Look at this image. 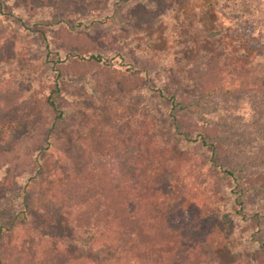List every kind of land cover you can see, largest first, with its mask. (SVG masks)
I'll return each instance as SVG.
<instances>
[{
    "label": "rangeland",
    "instance_id": "1",
    "mask_svg": "<svg viewBox=\"0 0 264 264\" xmlns=\"http://www.w3.org/2000/svg\"><path fill=\"white\" fill-rule=\"evenodd\" d=\"M242 2L240 8L237 0L230 7L220 0H0V122L34 108L31 119L0 138V228L10 243L3 257L21 245L30 264L31 244L37 243L54 252L55 264L67 258L69 264H123L112 245L94 248L90 236L73 229L46 193L70 167L80 169L83 139L93 140L125 112L134 125L152 123V135L175 145L184 163L158 212H173L170 223L189 213L201 219L215 216L217 237L205 258L211 264H260L264 59L261 75L252 79L247 70L239 76L222 39L233 38L238 29L264 58V0ZM40 30L46 31V40ZM85 50L102 56L113 75L131 69L137 82L131 87L123 77H111L102 83V68L83 63L82 75L58 103L63 116L54 122L41 108L50 86V62L54 55ZM249 82L260 91L246 87ZM217 83L224 87L209 97ZM159 90L184 100L185 113L172 109ZM198 130L216 138L202 143ZM211 143L219 145L217 154ZM119 159L127 168L129 159ZM223 170L234 171L249 191L240 195Z\"/></svg>",
    "mask_w": 264,
    "mask_h": 264
},
{
    "label": "trees",
    "instance_id": "2",
    "mask_svg": "<svg viewBox=\"0 0 264 264\" xmlns=\"http://www.w3.org/2000/svg\"><path fill=\"white\" fill-rule=\"evenodd\" d=\"M220 1L230 7L236 0ZM237 1L241 8L244 2ZM229 23L236 26L230 21ZM63 25L59 26L61 33L70 39L71 32L66 31V28L62 30ZM39 33L46 40V31L40 30ZM222 39L227 41L224 46L227 60H230L231 68L239 76L247 70L250 71L247 73L252 74V79L261 75L259 65L264 58L259 54V49L251 47L247 36L237 29L233 38L223 36ZM50 54L51 52L48 53ZM50 63V86L48 94L41 101V108L54 122L63 116L58 103L82 75L83 63L94 67V70L102 68V83L112 80L111 77H123L125 82H130L131 87L137 82L131 69L124 71L125 74L120 72L113 75L108 69L107 61L100 55L90 54L88 50L77 55L66 53L64 57L54 55ZM250 83L246 87L252 85L260 91L259 85ZM213 85L208 92L209 97L224 87L223 83ZM234 85L231 82L230 86ZM237 88L236 86L235 89ZM158 93L162 100L171 104L172 109L177 108L185 113L184 100L171 92L167 95L159 90ZM33 114L34 108H28L15 114V118H3L0 122V138L11 128L23 126ZM262 115L264 121V114ZM132 118L133 116L123 112L115 116L97 136L93 135V140L83 139L80 169L70 167L61 175L57 185L46 193L49 201L63 210L73 229L90 236L94 248L102 243L112 245L119 256V263L123 260V264H211L205 258V251L217 237L218 220L215 216L201 219L197 214L189 213L186 219L170 223L173 212L163 215L158 212L157 207L171 194L173 184L182 176L184 163L173 147L175 145L171 146L161 137L152 135V131H155L152 123L146 120L147 124L134 125ZM196 136L202 143L216 138L207 136L203 130L196 131ZM209 146L213 155L220 151L218 144L211 143ZM130 149H133L132 157H129ZM121 155L124 159H129L127 168L121 166ZM223 173L237 183L240 195L249 191L250 185L245 186V180L239 183L234 171L223 170ZM4 247L10 248V243L6 242L0 228V264H12L13 259V264H29L26 262L23 246L11 248V255L8 257L2 256ZM41 247L37 243L33 247L31 244L30 264H55L54 252L42 247L46 250L45 253L40 251ZM70 260L67 258L62 264H69ZM260 264H264V256L261 257Z\"/></svg>",
    "mask_w": 264,
    "mask_h": 264
}]
</instances>
